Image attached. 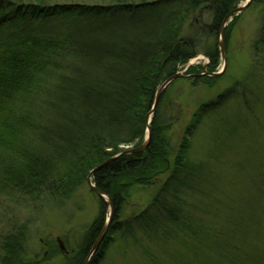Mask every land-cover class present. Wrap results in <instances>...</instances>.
I'll use <instances>...</instances> for the list:
<instances>
[{
  "label": "trees",
  "instance_id": "16d2710c",
  "mask_svg": "<svg viewBox=\"0 0 264 264\" xmlns=\"http://www.w3.org/2000/svg\"><path fill=\"white\" fill-rule=\"evenodd\" d=\"M236 2L0 0V205L4 200L23 206L40 201L63 204L95 170L92 182L113 200L115 212L88 264H101L116 243V234L133 235L135 226L158 236L165 231L170 240L178 232L189 235L193 244L216 246L222 258H227V251L239 264L236 252L227 246L237 230L244 240L243 229L253 231L261 224L258 186L247 196L255 216L245 217L247 222L229 216L245 200L246 189L226 200L230 207L209 197L216 216L230 210L222 226L210 219L209 226L199 227L200 220L188 214L181 197L190 188L206 193L198 183L206 170L187 153L195 127L210 108L227 101L225 94L218 96V102L201 106L172 158V123L162 110L167 87L149 122L152 136L147 147L123 153L146 141L156 94L181 65L201 53L199 34L217 37L228 18L225 35H229L234 25L229 16ZM253 4L264 5V0ZM263 45L264 25L255 52L260 53ZM203 53L210 59L208 71L216 72L218 48L207 47ZM204 69L197 66L190 71L196 73L195 84L210 85L221 76L203 74ZM166 172L170 174L150 206L130 220H120L132 190L155 185ZM98 200V216L85 229L77 249L66 255V264H85L103 232L109 205L101 197ZM0 241V264H47L45 259L26 258L24 225L12 224Z\"/></svg>",
  "mask_w": 264,
  "mask_h": 264
},
{
  "label": "rangeland",
  "instance_id": "374dc122",
  "mask_svg": "<svg viewBox=\"0 0 264 264\" xmlns=\"http://www.w3.org/2000/svg\"><path fill=\"white\" fill-rule=\"evenodd\" d=\"M246 4L248 6L242 12L229 19L234 25L229 35H225L226 68L220 34L217 37L199 34L201 53L179 67V72L187 76L169 84L162 110L172 123L169 136L174 158L201 106L218 102V96L225 94L227 101L210 108L202 122L195 127L187 153L188 159L205 168V179H199L198 183L208 195L194 192L193 188L187 189L181 193L183 207L189 215L200 220L199 227L209 226L210 219L222 226L230 210L216 216L214 205L210 203L214 200L209 197H214L216 204L221 201L230 207L226 200L246 189L245 200L235 205V211L232 209L229 216L245 219L252 215L251 218H254L253 212L248 209L247 196L256 193L258 188L262 197L256 210L257 219L263 217L261 224L257 229L253 228L255 231L243 229L247 233L246 240L240 239L241 230L234 232L227 249L236 252L239 264H264V45L260 53L255 52L254 47L261 38L264 5L253 4V0H237L236 7ZM190 33L193 32L190 30ZM207 47L218 48L221 59L214 70L220 72L225 68V71L210 85L201 82L195 84L196 73L190 72L193 68L203 66L209 72L210 59L203 53ZM169 174L166 172L159 177L153 186L135 187L123 205L120 220H130L146 210ZM255 185L258 187L254 188ZM98 198L87 182L60 205H45L40 201L23 206L4 200L0 205V240L12 224L24 225L28 260L45 259L47 264H66V255L77 249L85 229L98 216ZM110 211L109 206L107 219ZM159 233V236L147 233L138 226H135L133 235L127 232L124 236L118 232L116 243L109 247L101 264H236L232 260L233 255L227 251L224 254L227 258H222L214 249L216 246L211 248L200 241L193 244L189 235L178 232L175 239L170 240L165 231Z\"/></svg>",
  "mask_w": 264,
  "mask_h": 264
},
{
  "label": "water",
  "instance_id": "95a60500",
  "mask_svg": "<svg viewBox=\"0 0 264 264\" xmlns=\"http://www.w3.org/2000/svg\"><path fill=\"white\" fill-rule=\"evenodd\" d=\"M248 6V4H246L245 6H242V7H239V8H236L235 10H233L229 16V18L235 14H238L240 12H242L246 7ZM227 21H228V18L226 19V22L224 23V25L222 26L221 30H220V46H221V52H222V56L225 60V68H226V65H227V54H226V44H225V27L227 26ZM225 68L224 70L220 71V72H206L207 75L209 76H219L221 75L224 71H225ZM187 75H185L184 73H181V72H178L176 73L175 75L171 76L170 78H168L163 84L162 86L160 87V89L158 90L157 94H156V97H155V101H154V105H153V109L152 111L149 113L148 115V126H147V136H146V141L142 144V146L138 149H135V150H130V151H126V152H123V153H129V152H138V151H142L144 150L150 139H151V136H152V131H151V128L149 126V122L151 121V118H152V115L153 113L155 112L156 108H157V105L159 103V100L161 98V95L163 93V91L169 86L170 83H172L173 81H175L176 79H179V78H182V77H186ZM107 163V162H106ZM104 165V164H103ZM101 166H99L100 168ZM95 171V170H94ZM93 171V172H94ZM93 172L90 174V176L88 177V182L90 183L91 185V188L92 190L101 198H103L107 203L108 205L110 206L111 208V211H110V215L107 219V222H106V226L103 230V232L101 233V235L99 236V238L97 239L95 245L93 246L91 252H90V255L89 257L87 258L85 264H88L91 257L94 255V253L99 249L103 239L105 238L106 236V233L108 231V228H109V225L111 224L112 220H113V215H114V212H115V205H114V202L113 200L107 196V194H105L104 192H102L99 188L96 187V185L92 182V175H93ZM60 241V240H59ZM61 248L63 249V245H61Z\"/></svg>",
  "mask_w": 264,
  "mask_h": 264
}]
</instances>
